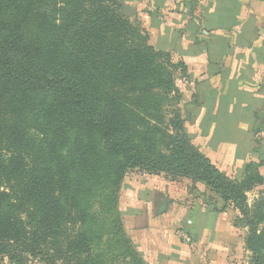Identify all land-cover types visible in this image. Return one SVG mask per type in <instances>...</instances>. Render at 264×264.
<instances>
[{"label":"trees","instance_id":"trees-1","mask_svg":"<svg viewBox=\"0 0 264 264\" xmlns=\"http://www.w3.org/2000/svg\"><path fill=\"white\" fill-rule=\"evenodd\" d=\"M126 1L0 0V264H147L119 211L134 169L205 185L263 264L264 197L244 203L261 163L236 181L193 147L175 107L186 67L149 45Z\"/></svg>","mask_w":264,"mask_h":264},{"label":"crops","instance_id":"crops-1","mask_svg":"<svg viewBox=\"0 0 264 264\" xmlns=\"http://www.w3.org/2000/svg\"><path fill=\"white\" fill-rule=\"evenodd\" d=\"M133 2L147 7L152 45L186 67L180 84L193 147L228 177L240 178L249 163L264 166V1L123 3ZM221 208L201 183L143 173L124 179L119 200L127 234L148 264H218L235 248L238 257L234 213Z\"/></svg>","mask_w":264,"mask_h":264},{"label":"rangeland","instance_id":"rangeland-1","mask_svg":"<svg viewBox=\"0 0 264 264\" xmlns=\"http://www.w3.org/2000/svg\"><path fill=\"white\" fill-rule=\"evenodd\" d=\"M122 5H123V14L128 19H130L131 22L138 24L139 27L141 29H143V31H145L146 34H148V36H149L148 43H149V45L153 46L151 43V40H150V35H149V33L145 27V23H146L145 22V15H146V11H147V7L145 6V4L140 5V3L133 2V3H122ZM153 48L156 49V47H154V46H153ZM156 50H158V49H156ZM160 51H162V50H160ZM163 52H165V51H163ZM165 53H168V52H165ZM168 54H169L171 64L177 65L179 62L177 60H175V58L172 56V54H170V53H168ZM173 72H174V84H175V87L178 89L179 100H180L179 103L175 107L178 109V111H180L182 118L185 119V117H184L185 105L183 103L184 92H183V88L180 84V82L184 78V76L179 70L174 71V69H173ZM133 173L135 174V173H143V172H141L139 169H134V170H131L129 173H127L125 178L127 176L128 177L131 176V174H133ZM143 174H145V173H143ZM258 174L261 178V181L256 183V184H253L244 193L245 206L251 212H252L253 208L255 207V204L262 197H264V166L262 164L258 168ZM229 178L234 179L236 181H241L243 179L242 170H241L240 178H232V177H229ZM120 194H121V191H120ZM232 213H234V215L232 217L233 219L231 220V224H232V227L237 231L238 238L242 240V243H243L242 246L243 247L241 248V250H243V251L241 253L239 252L238 257H237L236 254H237L238 250L234 247L235 249L232 251V256H229L226 254V256L224 257L222 262H221V258H220V261L218 262V264H251L252 254H251V252H249L246 249V245H245L246 237H248L251 233L250 229L248 226H246L244 223H242L243 219L237 210L232 209ZM250 215H252V214H250ZM122 227H123L124 234L131 241V244H133L134 247L137 248V246L132 242L133 240L128 236L123 221H122ZM258 228H259V231L263 230L264 229V223L260 224L258 226ZM262 247H264V241L262 243ZM230 253H231V251H230ZM261 259H262V263L264 264V250H261ZM257 263H259V262H255V264H257ZM3 264H11V263L8 260H5L3 262ZM21 264H46V263L42 262L40 258H34V257H29L27 255H24L23 261Z\"/></svg>","mask_w":264,"mask_h":264},{"label":"built area","instance_id":"built-area-1","mask_svg":"<svg viewBox=\"0 0 264 264\" xmlns=\"http://www.w3.org/2000/svg\"><path fill=\"white\" fill-rule=\"evenodd\" d=\"M185 240H186L187 242H189V239H188V238H186V237H185Z\"/></svg>","mask_w":264,"mask_h":264},{"label":"water","instance_id":"water-1","mask_svg":"<svg viewBox=\"0 0 264 264\" xmlns=\"http://www.w3.org/2000/svg\"><path fill=\"white\" fill-rule=\"evenodd\" d=\"M257 1H264V0H257Z\"/></svg>","mask_w":264,"mask_h":264}]
</instances>
